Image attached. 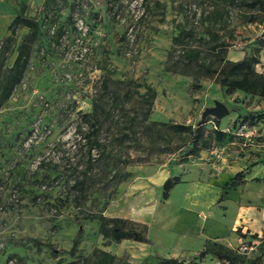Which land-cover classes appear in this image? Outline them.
I'll return each mask as SVG.
<instances>
[{"label":"rangeland","instance_id":"374dc122","mask_svg":"<svg viewBox=\"0 0 264 264\" xmlns=\"http://www.w3.org/2000/svg\"><path fill=\"white\" fill-rule=\"evenodd\" d=\"M240 1L0 0V40L17 8L40 23L27 71L0 108V264H93L95 248L114 254L116 264H152L156 255L180 251L182 226H201L207 212L197 218L182 210L185 184L163 200L161 184L177 174L175 165L185 173L204 165L186 156L185 135L152 123L196 126L203 110L219 101L229 113L218 128L233 133L242 149L258 142L259 125H247L249 142L235 132L240 117L264 106V99L223 94L216 74L182 57L187 46L212 63L211 32L228 45L231 60L264 44V10ZM59 26L65 33L58 43ZM180 28L192 31L187 44L173 42ZM147 87L155 96L145 116ZM85 113L92 115L85 119ZM214 118L204 119L210 133ZM92 121L99 145L86 137ZM224 141L211 138L204 162L216 158L213 151ZM78 180L82 196L73 186ZM100 212L144 225L152 243L107 244L97 221L85 216ZM222 213L217 206L209 216ZM227 214L225 221L231 210ZM78 229L79 244L70 254ZM238 247L250 257L261 252L260 244ZM187 254L176 257L193 255ZM212 263L207 257L199 264Z\"/></svg>","mask_w":264,"mask_h":264},{"label":"trees","instance_id":"16d2710c","mask_svg":"<svg viewBox=\"0 0 264 264\" xmlns=\"http://www.w3.org/2000/svg\"><path fill=\"white\" fill-rule=\"evenodd\" d=\"M233 3L235 0H225ZM241 4L253 9L264 10V0H241ZM69 20L72 15H69ZM253 20V19H252ZM26 28V31L19 35V30ZM8 33L0 40V108L10 99L15 87L23 79L32 55L33 45L40 33L39 21L24 12V8L15 9V14L7 26ZM65 33L63 26L57 27L55 31V41L60 42L61 37ZM209 39L212 43L209 46L214 59L212 63H206L199 60V50L192 47H184L182 57L188 63H195L209 74H216L217 82L223 94L233 95L237 91L246 94L254 95L259 98H264V72L256 70V65L260 62L259 55L261 47L259 45L254 51H244L243 57L238 60H231L226 57L227 44L220 39L217 33H210ZM19 37V40L17 41ZM192 38V31L190 29L180 28L178 33L173 37V42L187 44ZM216 38V39H215ZM14 53V58L11 64H7V60ZM214 65V66H212ZM155 92L152 88L147 87L143 95L145 103V116L151 110L152 99ZM97 106V104H96ZM95 110V109H94ZM93 113V112H92ZM92 113H85V119L90 118ZM208 119L199 122L196 126L185 125L181 123H165L153 122L152 125H161L171 129L174 132L185 135L187 152L186 156L198 157L199 152L208 149L211 146V138L215 142H222L228 133L220 128L219 119L214 118L215 128L211 131H206L204 122ZM240 124L246 123L248 126H255L259 121L264 120V109H257L255 111H246L240 117ZM91 128L87 132L86 137L90 144L99 145L96 139L98 132L95 121L90 124ZM243 171L237 172L228 182L225 183L224 188H235L243 182ZM181 182L179 175L168 176L161 184V198L167 199L170 190ZM1 184V180H0ZM82 196L83 181L78 180L73 184ZM221 195L220 199H222ZM37 196L34 197V200ZM59 201H62L58 199ZM86 218L96 220L98 223L99 232L107 244L111 242H120L124 239L138 241L142 243L151 244L152 241L147 236V229L144 225H140L132 219L105 216L103 213H87ZM240 236L246 237L237 229ZM81 230L78 229L73 237L72 245L69 249L70 254H74L79 244V237ZM251 240H259L261 252L257 256L250 257L246 251H241L239 247L231 248L219 241L206 239L201 250L196 254L191 255L188 260L179 259L177 257H164L156 255V261L152 264H199L207 256L217 259L220 264H264V229L260 236L257 233L249 235ZM93 257V264H116V257L109 251L95 248L91 252ZM75 264V263H70Z\"/></svg>","mask_w":264,"mask_h":264},{"label":"crops","instance_id":"0c3cea01","mask_svg":"<svg viewBox=\"0 0 264 264\" xmlns=\"http://www.w3.org/2000/svg\"><path fill=\"white\" fill-rule=\"evenodd\" d=\"M243 54L244 51H241L240 55L233 60L242 58ZM259 59L256 70L264 72V51L260 52ZM255 109H264V106L260 105ZM256 125L264 128V120ZM257 134L261 136L257 137L258 142L242 149L236 145L237 137L229 133L224 139V147L213 151L216 158L209 162H204L208 149L201 150L198 160L203 162L202 170L196 169L193 173L192 171L185 173L181 165L174 166L177 174L169 176L179 175L181 182L177 184H185L182 210L195 214L197 218L206 211L207 216L203 219L201 226L196 222V224L182 226L180 231L186 243L178 247L179 252H172L169 257H176L178 254L186 256L187 253L196 254L202 249L206 239L219 241L231 248L246 243L260 244L259 240H251L249 237L253 233L260 236L264 229V131ZM239 171L244 173L243 182L235 188L225 189V183ZM174 187L165 200L169 199ZM221 195H223L222 199H220ZM217 206L222 208L223 217L220 215L219 218L216 214L210 217L212 208L215 209ZM229 210L232 215L228 221H225ZM144 222L147 224L146 221ZM237 229L247 236H240L236 232ZM207 257L213 259L212 264L216 262L220 264L217 259Z\"/></svg>","mask_w":264,"mask_h":264},{"label":"water","instance_id":"95a60500","mask_svg":"<svg viewBox=\"0 0 264 264\" xmlns=\"http://www.w3.org/2000/svg\"><path fill=\"white\" fill-rule=\"evenodd\" d=\"M229 113L228 108L219 101H216L213 106L206 107L202 114L199 122L203 121L207 115H212L216 119H220Z\"/></svg>","mask_w":264,"mask_h":264},{"label":"built area","instance_id":"2783aa9c","mask_svg":"<svg viewBox=\"0 0 264 264\" xmlns=\"http://www.w3.org/2000/svg\"><path fill=\"white\" fill-rule=\"evenodd\" d=\"M235 134L237 136H240V138H244V142L250 140V136H251V130L249 128H247V124L246 123H242L240 124V126L238 127L237 131L235 132ZM244 251V250H241Z\"/></svg>","mask_w":264,"mask_h":264}]
</instances>
